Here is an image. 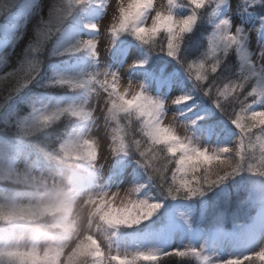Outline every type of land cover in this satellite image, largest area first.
Segmentation results:
<instances>
[{"label": "rangeland", "instance_id": "374dc122", "mask_svg": "<svg viewBox=\"0 0 264 264\" xmlns=\"http://www.w3.org/2000/svg\"><path fill=\"white\" fill-rule=\"evenodd\" d=\"M11 1L0 0V31L6 32L7 35L11 36L6 44L0 42V83L4 82L10 74L13 75V79L8 81L17 80L22 72L29 69L27 64L31 62L30 58L33 54L34 46L41 44V36L43 35L42 24L52 18L58 11H62L60 9L67 8L70 11L71 8L68 0H28L26 11L15 18V26L1 30L4 27L1 20L9 16V6L7 7L6 3ZM98 2L99 0L90 1L92 4ZM153 2L155 8L167 6V0H153ZM117 3L118 0H106L103 9L99 10L98 15H96V10L88 11L82 20L85 23L84 29L73 28L70 22L63 23L61 21L60 23L65 24V27L56 36L51 35L49 42L45 45V65L61 74V80H102L111 77L112 74H116L121 90L129 86L136 88L137 91L140 88L145 95L161 103L163 109L160 111V116L161 119H164V126H172L178 136L186 137L194 147L208 150L210 154L220 152L225 146L217 142L216 136L208 138L206 135L207 129H202L201 133H196L186 127L188 126L187 122L192 124L194 129L205 126L202 120L193 118L189 114L194 109L191 104V97L186 95L189 99L179 105L171 103L175 98L184 96L178 84L173 81L172 90L164 100H160L158 95L153 94L150 87L165 89L166 86V79L150 76L145 71L149 63H154V65L161 62L163 64L168 63V58L165 56L166 53L157 46V44L161 45V41L154 47H149L150 44H141L127 33L122 34L115 40L111 39L108 29L116 22L114 16L118 14L116 12ZM223 4L224 2L215 6L210 3V0H205L204 7L198 10V13L201 11L203 14L202 21L206 23L209 20L212 21L220 13ZM253 4V0H229L226 12L222 17L218 18L217 22L221 18H227L231 21L233 27L239 26L244 33L243 49L249 54L250 59H252L257 68L264 69V39L262 38L264 17L258 20L252 18V20H249V24L244 18L246 15L250 19V13L247 10ZM69 11H67V14ZM169 11L177 17H183L190 14L191 9L187 5V0H174V6ZM67 17L68 21L78 22L79 19L77 13L74 14L72 11ZM60 19L61 17H57V21ZM150 23L151 19L149 18L146 24L150 26ZM91 24L98 25L100 31L92 33L86 27ZM215 25L213 26L215 27ZM232 31L234 32V28ZM161 34L164 37L162 41L166 43L165 34L163 32ZM39 37L41 38L40 41ZM84 40H96L97 55L93 56L91 54V61L82 67L76 66L71 70H63L62 56H65V51L70 53L69 49L74 48ZM183 40H186L185 36ZM123 44L128 46L125 50L127 53L126 60L123 63L112 62L113 58L120 57ZM142 51L145 53L142 54ZM162 58L166 59V62ZM137 64L143 65L140 71L138 69L140 67L132 66ZM163 68L165 69L164 66ZM8 81L4 84L5 86H8ZM248 81L250 82V78ZM48 89L51 88L49 87ZM77 89L68 87L66 98L62 101L60 99H51L47 96V92H50L49 90L32 91L33 98L30 97V99H32V102L39 101V108H34V105L30 107L29 117L20 119V124L26 132V142L42 140L40 148L43 152H49L50 150L55 151L59 155L56 142H58V139L62 136L61 133L66 128L64 118L62 117L63 119L60 122L59 119L53 121L47 126H39L38 118L68 107L82 108L89 111L91 117L84 123L82 121L77 123L80 126L84 124L82 135L77 136L78 133L75 130L71 140L77 143L83 139L93 141L97 148L98 157L95 161L89 162L88 159L81 155L79 159L68 158L69 160H64V163H80L83 160V164L85 166L89 165L98 178L86 188L79 190L78 186L76 188L72 184L77 182L74 169L63 172L47 170L46 173L42 174L36 170L38 167L35 164L39 160L36 157H30L31 154L37 153L32 146L26 144L28 150L25 149L22 153L18 145L0 140V184L12 186L19 181L25 182L27 180L30 182L25 183L31 185L28 189L32 193L29 200L25 201V197L19 195L25 189L18 191L16 194L0 189V204H8L15 199L16 202H31L35 209L45 207L49 209L45 214L30 223H15L25 226L23 231L15 228L14 235L11 236L7 235L5 225L14 226L15 224H0V248H7L15 244L24 248L54 249L67 256V254L72 253L79 247L82 240H87L91 245L98 241L106 256L118 254L130 257L139 252L152 253L157 256L164 254L165 256L158 261V264H222L223 261L229 258L243 257L264 248V184L257 182L253 175L242 172L244 170L243 162L251 161V163H255L258 159L257 154L259 151H256V146H254L253 142H251V145L248 141L244 144L245 159L240 162L236 172L229 174L222 181L206 187L207 190L211 186L216 185L212 193L201 194L198 197L197 192L189 195L186 192L181 191L178 193L174 191V193L169 195L172 185L161 183L160 179H158L157 172L150 163L149 143L139 132V127L134 117H131L130 120H125L123 115H120L118 117L120 121L119 128H117L116 121L112 120L108 115V96L103 89H99L95 85L90 86V98H82L83 100L78 99L81 101L73 102L71 94ZM17 97L20 98L17 94L9 97L7 99L8 104L15 102ZM4 105V103L0 104V122L5 125L11 120L17 119V112L3 107ZM220 108L222 110V106ZM260 108H264V99H258L257 105L253 104L251 107L252 110H259ZM234 110L239 111V108H234ZM212 112L210 110V113ZM231 112L233 111L231 110ZM176 115H182L184 120L175 119ZM227 116L232 121V117ZM172 117H174V120ZM221 125L222 129L229 127L227 122ZM50 127L52 129L48 134L37 133L32 137H40L30 139L32 138L30 137L32 131L35 133L39 131L38 129H50ZM231 129L229 127V131ZM238 134L239 132L235 134L237 140L227 142L230 145L226 148L235 149V147L239 146L238 142L240 139H238ZM114 136L123 137L125 144L140 140L135 136L140 137L141 149L145 151L146 158H141L134 147H129L125 153L111 154V149L114 146L112 143ZM227 139H230V136L227 135ZM46 144L48 148L45 147ZM18 148L20 153L15 152L18 155V160H14V150ZM131 153L135 154L136 160L131 166L128 165L129 167L125 168L126 172L124 175H120L118 168L123 162H128ZM224 155L229 159H233L231 158L233 157L231 153ZM251 155H253V159L250 158ZM178 156L179 154L176 157H168L173 164L172 170L175 168L174 161ZM58 160L59 162L62 161L60 157ZM142 160L148 167L143 164ZM11 165H13V169H10ZM109 174H115L117 177H109ZM6 178H9L10 181L7 182ZM33 178L44 182L43 186L48 188L46 195L40 196L39 189L42 185L32 183L31 180ZM259 178L264 182L263 177L259 176ZM149 187L150 192L147 191ZM219 191L226 197L227 206L228 203L232 204L233 197L240 200L242 195L245 194L242 204L239 201L235 202L237 213L229 215L225 219L218 211L209 216L210 212L205 200L209 195H215ZM77 193L79 196L76 198ZM113 193H119L121 197L129 195L134 200L158 203L160 207L150 217L138 224L117 228L107 227L106 223L102 222L107 218L101 217L94 210L93 202L101 195H111ZM249 193L251 196H257L256 203H259L260 208L250 221L253 224L245 226L242 221L248 215L246 216L241 212L246 209L244 205L250 203ZM68 194H71L70 196L72 198L75 197V199L72 214L62 222L64 230L57 234L62 237V240L53 241L49 239L46 241L49 245L48 247H40L41 235L46 237L54 235H50V229L45 227V225H48L50 219L59 216L61 205ZM196 195L198 198L195 199ZM188 196L195 199V202L187 203L178 199L179 197ZM116 204L119 206V199ZM109 210L113 212L123 211V208L111 207ZM164 212H167L170 218V223L165 232L151 230L140 236L133 237L131 235L132 230L158 228L160 215ZM254 226L256 236L253 240L254 234L251 237L250 234ZM38 231H41L42 234ZM93 236L95 240L92 239ZM248 238L250 239L248 240ZM188 249L198 250L202 262H197L194 257H192L194 262L191 261V256L186 259L170 254L176 250L183 251ZM57 264H65V262L58 261ZM254 264H260V262L255 261Z\"/></svg>", "mask_w": 264, "mask_h": 264}, {"label": "snow or ice", "instance_id": "6c2138e0", "mask_svg": "<svg viewBox=\"0 0 264 264\" xmlns=\"http://www.w3.org/2000/svg\"><path fill=\"white\" fill-rule=\"evenodd\" d=\"M69 5H80L85 3V0H68ZM223 0H210L215 6L222 3ZM187 5L190 6V14L183 17H177L172 14L169 9L174 6V0H167L166 7L155 8L153 0H118L116 5L117 15L114 16V22L108 34L112 40L117 39L122 34L132 35L141 44L149 45L156 44L155 38L163 32L166 36V43L161 41V51L165 52L169 57L177 58L180 51V45L183 37L190 33L197 23L198 10L202 9L205 5V0H187ZM214 6V7H215ZM213 7V8H214ZM153 12L155 13L153 15ZM151 19L150 26L146 22ZM88 29L93 32L100 31V27L96 24L87 25ZM234 28V32L232 29ZM244 33L242 29L237 26L233 27L231 21L227 18H221L215 25V30L207 39L208 53L207 56L213 59L211 65V72L216 73L220 67L224 57H227L230 50L235 49L236 55L240 59V82H228L223 87H217L216 100L218 106L222 105L220 97L227 99L230 95L233 101L239 104V111L234 110L232 114V123L239 130L241 136L238 142L239 146L235 149L222 148L220 152L210 154L208 150L194 147L190 140L186 137H180L175 133L172 126H164L163 120L160 116L162 105L158 101H154L139 88L129 86L121 90L119 88V79L116 74L102 80H58L60 85H66L69 88H85L95 85L108 96V115L112 120L117 123L119 128L120 115H123L125 120H130L135 116L141 121L139 132L145 137L149 143L150 150H155L160 153L163 158L165 153L167 157H176L175 168L171 171L170 182L172 188L169 195L175 192H186L189 195L199 191L201 187H207L222 181L226 176L237 171V168L245 159L244 140L247 137L251 145L253 129L259 128L261 135H256V141L259 143L260 155L256 163H249L248 169L253 174L264 176V108L259 110L248 111L250 104L247 103L249 98L251 102L255 103L258 99H264V69H259L255 66L250 59L249 54L243 49L242 41ZM36 51V49H33ZM71 52L88 51L93 56L97 55V42L96 40H84L74 48L69 49ZM133 67H142V64L132 65ZM189 68L193 67L192 64L188 65ZM198 70L206 68L203 61L198 65ZM36 70L35 63L29 64V71L32 73ZM190 75V74H189ZM250 77H255L257 80L256 86L251 88L243 94V99L239 94L242 93L245 87V82ZM196 81H204L207 79L206 72L198 71ZM27 81L22 85L25 86ZM131 89V92H130ZM211 88L205 91L208 95ZM212 92V91H211ZM189 97L180 96L175 98L171 103L181 104L186 102ZM70 115L78 120H87L91 117V113L82 108L68 107L59 111H55L48 115H43L38 118L39 126H47L51 122L60 119L63 115ZM174 120V117H172ZM113 147L111 154L116 155L125 153L129 147H134L141 158L145 157V151L141 149V141L134 140L128 144L124 143V138L119 136L113 137ZM91 147H88V145ZM59 151L65 155L66 158H84L89 162L95 161L97 158V148L93 141L88 139L80 140L78 143L69 139L62 144ZM231 153L233 159L227 158L224 154ZM143 162V160H142ZM167 160L162 169H155V171L165 179H169L165 173L168 172ZM143 164L148 167L144 162ZM223 169V174L219 170ZM199 174V175H198ZM29 183L30 181H25ZM32 183H39L44 185L43 181H37L33 178ZM120 200L119 206L116 201ZM146 205L145 211L147 215L137 217L130 223H113L110 222L112 218H121L123 211H110L111 207L132 209ZM94 210L101 216L106 217L105 221L107 227L117 228L120 226H132L140 223L142 220L150 217L159 207L158 203H148L144 200H134L129 195L121 197L119 193L111 195H101L93 202ZM15 205L11 202L8 205H0V224H15L22 222L20 217L15 214ZM49 209L47 207L42 209H35L30 219L24 222H32L39 216L45 214ZM95 240V237H92ZM171 255L177 257H195L200 258V253L196 249L176 250ZM161 257L152 254L139 252L132 256L105 255L97 241L95 246L89 244L87 240H82L77 249L72 253L64 254L54 249H44L36 247H19L11 245L7 248H0V264H57L58 261H64L65 264H158ZM259 261L264 264V248L259 251L245 255L243 257H233L222 262V264H254Z\"/></svg>", "mask_w": 264, "mask_h": 264}, {"label": "trees", "instance_id": "16d2710c", "mask_svg": "<svg viewBox=\"0 0 264 264\" xmlns=\"http://www.w3.org/2000/svg\"><path fill=\"white\" fill-rule=\"evenodd\" d=\"M75 7L76 11L78 13L79 11V6L78 5H71V9ZM62 11H58L52 18H50L49 20H47L46 22H44L42 24V32L43 35L41 36V38L39 37V41L41 40V44L34 46V49H37L36 51H33V54L30 58V63H35L36 65V70L32 73H26L27 71H29V69L25 72H22L21 75L19 76V78L17 80H13V81H8L10 79H13V75H8L6 80L2 83H0V104L4 103L5 105L3 107L7 108V99L9 97H11L16 91L18 90H24L25 86L30 89L31 91H39L42 89H48L49 86H51L52 84L49 83L48 77H47V71H46V65H45V61H46V55H45V45L49 42V37L51 38V35L54 34L53 30H57V27L59 26L60 22L63 21V23H65L67 21V10L66 9H60ZM199 16L200 19H197V23L194 26L193 30L188 33L187 35H185V39L186 40H182L181 45H180V51L178 53L177 58H175V60H177L178 64L182 65V68L184 70L187 69L188 72L192 73L194 76H196L198 74V71L201 72H206L207 78L206 80L202 81V84L204 86H206V88H211L210 93L212 94L210 96V98H212L213 100L217 101L216 98V89L217 87H223V85L225 83L228 82H240L241 80V73L238 70V66H237V61L235 59V53L230 50L229 54L227 57H224L220 67L217 69L216 73L211 72V65L214 62L213 59L209 56H207L206 54L208 53V46H207V40L204 38L203 36V32L205 35V31H208L210 28V25L203 22L202 21V12L199 11ZM57 17H61L60 20L57 21ZM199 31L198 35L197 32ZM198 37V39H194V37ZM164 37H162V34H158V36L155 38L156 40V44L159 43L160 41L163 40ZM201 43V44H200ZM156 44H150V46L154 47ZM158 47L161 48L160 44H157ZM65 57V56H64ZM63 57V58H64ZM169 57V56H168ZM172 58V57H171ZM203 61V63L205 64L206 68L204 70H198L197 65ZM29 64H27L28 68H29ZM192 64L193 67L189 68L188 65ZM213 78V81H212ZM8 81V86H5L4 84ZM27 81V83L25 84V86H23L24 88H22V85L24 84V82ZM245 86H247V82H245ZM244 92V90H243ZM243 92L242 93H235V94H239L240 98L243 99ZM220 102L222 104V107L226 108V114L231 116L234 112V108H239V104L235 101H233L232 103H230L232 96L230 95L227 99L220 97ZM13 102H11L10 106L12 107H8L9 110H15L17 112V119L15 120H11L8 124H5L3 122H0V130H4V132L7 134L8 132L11 133V131H16L18 132L20 135H22V129H21V125L18 124L20 123V119H23L25 117L29 116V109L28 107L25 105L24 102H21V100H17L14 102V104H12ZM221 106V105H220ZM8 110V109H7ZM231 110L233 112H231ZM63 117V116H62ZM59 119V122L61 121V119ZM67 118L64 117V119ZM58 122V123H59ZM21 129V130H20ZM52 129V127L49 128H43V129H38V132L33 133L30 135V137H32L34 134L37 133H45L48 134V132ZM254 132V129H253ZM35 137H40V136H35ZM35 137H32L30 139H33ZM27 138H24V140L22 141V144L24 145L25 149L28 150L27 145L32 146L33 149L37 152L34 155L40 156V155H48L50 153H55L52 154V156H50V158H58L59 155H57V153L55 151H50L49 152H43L42 149L40 148V146L42 145L41 142L42 140L39 141H27ZM247 139V138H245ZM14 141L16 142H20L21 140L18 138V136L16 138H14ZM255 145L256 143H258L257 141H254ZM27 144V145H26ZM46 148H48L47 144L45 145ZM257 148H259V143L257 144ZM148 153L150 155V163L151 165L154 166L155 169H162L164 166V163L169 160L167 155L165 154L164 157L162 158L160 153L155 151V150H148ZM58 156V157H57ZM61 157H65V155H61ZM234 159V156L231 157ZM48 160V159H47ZM257 162V161H256ZM255 162V163H256ZM168 172L165 173L166 176L169 177V179H165L163 178L161 175H158V179H160L161 183H165L166 185L171 184L170 183V177H171V171L173 169V164L172 163H168ZM199 175V174H198ZM215 186H211L210 188H208L207 190L210 189H215ZM206 190V187H201L199 191L200 193H203ZM206 190V191H207ZM179 193V192H178ZM163 259V258H162Z\"/></svg>", "mask_w": 264, "mask_h": 264}, {"label": "clouds", "instance_id": "9594fccd", "mask_svg": "<svg viewBox=\"0 0 264 264\" xmlns=\"http://www.w3.org/2000/svg\"><path fill=\"white\" fill-rule=\"evenodd\" d=\"M88 147H91V145L89 144ZM98 157V154H97ZM233 163L235 164V158L233 159ZM223 169L219 170V173L222 175L223 174ZM19 195H22L23 197H25V201L29 200V198L32 196L31 191L27 188L25 189L22 193H20ZM70 195L68 194L66 196V200L68 203H71L70 200ZM12 204H14L16 207L14 209V212L16 215H18L21 219L22 222L27 221L28 219H30L33 215V212L35 210V207L33 206V204L31 202H16L13 201L11 202ZM9 204V203H8ZM8 204H0V205H8ZM147 206L146 205H141L139 207H133L132 209H127L125 208L123 210L124 215L121 218H112L110 220V222L113 223H130L132 222L134 219H136L137 217H142L147 215L145 208ZM45 227H48V225H45ZM53 240V241H61L62 237L58 236V235H53L51 237H46L41 235L40 236V247H48L49 245L46 243L47 240ZM15 245V244H13Z\"/></svg>", "mask_w": 264, "mask_h": 264}]
</instances>
